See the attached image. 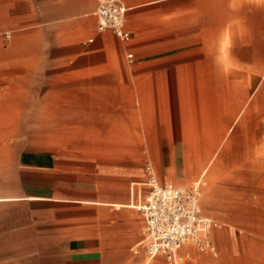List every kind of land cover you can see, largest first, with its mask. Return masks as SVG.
<instances>
[{
	"label": "crops",
	"instance_id": "crops-1",
	"mask_svg": "<svg viewBox=\"0 0 264 264\" xmlns=\"http://www.w3.org/2000/svg\"><path fill=\"white\" fill-rule=\"evenodd\" d=\"M119 1L128 42L97 0H0V264H173L146 252L147 164L207 183L212 249L177 264H264V0Z\"/></svg>",
	"mask_w": 264,
	"mask_h": 264
},
{
	"label": "built area",
	"instance_id": "built-area-1",
	"mask_svg": "<svg viewBox=\"0 0 264 264\" xmlns=\"http://www.w3.org/2000/svg\"><path fill=\"white\" fill-rule=\"evenodd\" d=\"M127 11L119 0H97L98 31H109L121 42H128L130 33L125 29ZM145 176L149 196L139 210L145 222L148 257L162 256L177 264L179 250L189 242L199 252L210 251V234L217 223L200 215V181L189 190L171 184L161 185L151 164L146 165Z\"/></svg>",
	"mask_w": 264,
	"mask_h": 264
},
{
	"label": "rangeland",
	"instance_id": "rangeland-1",
	"mask_svg": "<svg viewBox=\"0 0 264 264\" xmlns=\"http://www.w3.org/2000/svg\"><path fill=\"white\" fill-rule=\"evenodd\" d=\"M241 127V126H240ZM243 132H248V126H244V130H243ZM217 142H215V144H216ZM222 143V142H221ZM224 143V142H223ZM233 143V145H234V147H237V146H235V145H237V143L236 142H232ZM240 143H242V142H240ZM247 143L248 142H243V144H244V146H247ZM234 149V148H233ZM233 149H232V151H233ZM232 151H230L229 153H225V151H224V156L222 157L223 159H222V161H224V162H222L223 164H224V166L226 167V170H229V172L228 173H231L234 169H235V167L237 166V163L235 164V161H236V158H235V156H236V154H235V152L233 153ZM234 151H235V149H234ZM257 154H259V153H257ZM251 155H253L252 157H254L255 159L256 158H259L258 156H260V154L259 155H256L255 154V156H254V154H252L251 153ZM251 157V158H252ZM234 160V161H233ZM226 174V173H225ZM197 181H200V189H199V191H200V197H199V202H200V200H201V198H202V194H203V189H207L208 187H207V183L205 184V179L204 178H201V179H199V180H197ZM196 181V182H197ZM195 182V183H196ZM205 184V185H204ZM249 191H251V190H249ZM250 200H252L253 201V198L252 197H250L249 198ZM257 223V226H258V228H256L257 230L256 231H254V234H252L250 237H248V236H246V238L247 239H255L256 240V243H258L259 245H260V250L261 251H263L264 250V220H262V221H257L256 222ZM253 227V226H252ZM261 227H263V228H261ZM261 228V229H260ZM242 235H244V234H242ZM236 237L238 238V237H240V233H236ZM249 242V241H248ZM247 242H245L244 241V244H246ZM263 254V253H262Z\"/></svg>",
	"mask_w": 264,
	"mask_h": 264
}]
</instances>
